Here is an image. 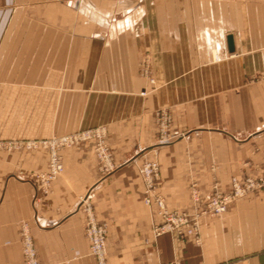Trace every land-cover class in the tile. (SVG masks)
I'll list each match as a JSON object with an SVG mask.
<instances>
[{"label":"crops","instance_id":"0c3cea01","mask_svg":"<svg viewBox=\"0 0 264 264\" xmlns=\"http://www.w3.org/2000/svg\"><path fill=\"white\" fill-rule=\"evenodd\" d=\"M42 98L51 118L40 132L105 125L117 168L100 174L93 142L64 148L44 194L30 174L48 169L47 150L0 151V264H23L24 221L42 264H96L83 197L108 224L109 264H264V188L202 216L196 244L155 234L138 172L158 160L168 209L188 213L215 184L228 193L232 176L263 173L264 0H0V138L39 133L24 115ZM159 108L173 118L166 142Z\"/></svg>","mask_w":264,"mask_h":264},{"label":"built area","instance_id":"2783aa9c","mask_svg":"<svg viewBox=\"0 0 264 264\" xmlns=\"http://www.w3.org/2000/svg\"><path fill=\"white\" fill-rule=\"evenodd\" d=\"M142 75L147 77L151 84L155 83L148 64L143 66ZM141 94L145 95L147 91L145 90ZM155 119L159 140L163 142L171 140L174 135L171 130L173 118L170 110L159 108L155 112ZM84 142L94 143L97 167L102 176H107L116 170L117 165L108 141L107 128L103 125L56 135L45 140L29 139L20 142L0 140V151L11 153L18 150L29 151L40 148L47 150L49 153L48 169L30 174L32 178L38 181L41 191L47 194L51 191L53 181L64 173L61 150ZM138 172L143 182V202L149 207L155 206L161 219L159 223L154 225L155 234L158 236L175 233L184 238H191L196 244H201L200 218L202 216L220 217L227 211L231 203L264 188V171L256 177L247 176L240 179L238 176H232L231 191L223 193L215 184L213 193L207 200L204 209L197 210L195 213L171 211L167 207L165 197L158 191L159 161L156 159L145 160L138 165ZM191 195L195 203H200L201 192L196 184L191 188ZM80 209L86 215L85 234L89 241L90 254L95 259L96 264H109L107 256L108 224L98 221L93 205L87 197L81 199ZM19 235L22 243L23 264H42L30 224L27 221L21 223ZM171 264L181 263L174 261Z\"/></svg>","mask_w":264,"mask_h":264},{"label":"rangeland","instance_id":"374dc122","mask_svg":"<svg viewBox=\"0 0 264 264\" xmlns=\"http://www.w3.org/2000/svg\"><path fill=\"white\" fill-rule=\"evenodd\" d=\"M145 64L149 65V62L146 61V62L141 64V67H140V74L141 75H142V68ZM149 67H150V65H149ZM150 72H151V68H150ZM45 99L46 98H42L38 102V105H36L34 109H31L29 111V115H26V114L24 115V120H25L26 124L33 125L36 128H38L39 133H36L34 135H29V134L25 133L22 136L2 137V138H0V140H12V141H17V142L29 140V139L45 140V139H49V138L56 136V135L66 134V133L45 134V132H43V131L40 132L41 130L45 129L47 120L49 118H51L49 116V113H51V100H45ZM103 126H105V125H103ZM20 151H24V150H20ZM13 152H15V151H13Z\"/></svg>","mask_w":264,"mask_h":264},{"label":"water","instance_id":"95a60500","mask_svg":"<svg viewBox=\"0 0 264 264\" xmlns=\"http://www.w3.org/2000/svg\"><path fill=\"white\" fill-rule=\"evenodd\" d=\"M228 47H229V50L231 52L234 51V42H233V36L232 35L228 36Z\"/></svg>","mask_w":264,"mask_h":264}]
</instances>
